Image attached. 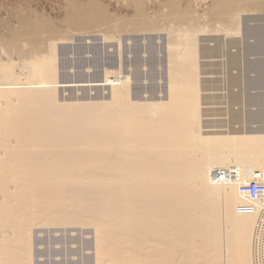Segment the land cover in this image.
<instances>
[{
	"label": "bare ground",
	"instance_id": "1",
	"mask_svg": "<svg viewBox=\"0 0 264 264\" xmlns=\"http://www.w3.org/2000/svg\"><path fill=\"white\" fill-rule=\"evenodd\" d=\"M160 1L153 14L143 0H131L133 12L120 14L100 0H65L58 24L31 11L0 35V264H32L37 226L91 227L94 264H254L258 210L236 185L215 184L212 177L231 164L244 181L254 172L264 175V130L212 128L218 135L198 124L196 32L237 37L225 42L256 57L241 71L254 73L250 85L261 87L264 26L258 22L264 16L253 14H264V0H212L201 16L189 3ZM149 33L166 46V96L136 101L142 98L134 95L133 70L119 65L104 70L102 100L61 101L59 44L98 36L121 47ZM230 55L228 63L237 67ZM238 74L230 75L229 86L243 85ZM249 96L248 103L264 106V95ZM241 114L228 117L240 122ZM246 118L264 119V109ZM214 189L223 192V204Z\"/></svg>",
	"mask_w": 264,
	"mask_h": 264
},
{
	"label": "rangeland",
	"instance_id": "2",
	"mask_svg": "<svg viewBox=\"0 0 264 264\" xmlns=\"http://www.w3.org/2000/svg\"><path fill=\"white\" fill-rule=\"evenodd\" d=\"M77 1H85V0H77ZM100 1L106 4L111 12L117 13L119 11L118 13L120 14H128V13L131 14L133 12V9L131 8L132 5L131 0H100ZM143 1H145L144 3L147 4L145 5V9L147 8L146 11L149 14H153L155 10L157 11L158 9H160V4H159L161 2L160 0H143ZM179 1L181 5H186V3H189L193 11H196L195 13L201 16L204 15L205 9L207 10L212 0H193V1L179 0ZM65 3H66L65 0H0V33H1L0 35L6 34L7 24L8 25L19 24L30 14L31 11H34L38 14H44V15L47 14L46 16L48 18H50L54 23L58 24L59 19L64 14ZM245 14L246 15L243 14L242 17L252 16V14H247V13ZM253 16H264V14L258 13V14H253ZM260 21L261 23L258 22V24L264 26V19ZM207 31L208 30H204V31L202 30L201 32L199 31L196 32L197 33L196 43H198L197 46L199 48V49L197 48L198 62H196V70L200 68L198 69L199 71H196L198 73L196 74L199 79L197 80L198 95L200 94L199 95L200 101L201 103L203 102L201 104L202 106L201 109L203 108V110H201V118H200L201 120L198 124L201 125L203 130L204 129L207 130L208 128V130H211V132L213 133H217L218 130L219 133H222V131L223 133H225V131L227 130V131H232L234 133L238 132L237 134H241V132L247 133L252 130H259V129L264 130V125H262L264 123V119H257L259 120L258 122L260 125L254 126V128L253 127L249 128L247 126V122H252V121L256 122L257 120L255 121L251 119L248 121V118H246L247 114L254 112L256 108L261 107V105L259 104L255 107L256 104L253 105L252 103H248L247 97L249 95L255 96L257 94L260 95V93H264V85L261 87H258L255 84L250 85V82L255 80L256 77L254 76V73L248 71H247L248 74L245 73L246 70L243 67L246 62L253 61L255 60L254 58L256 57L250 56L248 54L242 55L243 52L239 46L233 47V45H231L233 48L231 49L230 48L231 46L229 47L230 44L229 43L227 44L225 42V40H227L228 42L230 39L233 40V38L238 39L237 37L234 36L231 37L232 35L230 36L227 34L228 35L227 36L226 34H222L223 31L218 32L219 34L221 32L220 35L217 33V31H211V33H209L210 30L209 32ZM212 32L214 34H212ZM145 36L146 37L144 38L133 37L131 40L125 39L124 40L125 43L123 42L121 47H119V45H117L116 43L113 44L104 43L101 40H99L98 36L97 37L91 36L90 38H87L86 36L77 37V41L72 44H67V43L59 44L60 60L58 62L59 63V70H58L59 94L58 95L61 98V101L102 100L103 97H105L108 93V87L106 88V86L102 85L105 74L104 70L108 68L109 70L111 69L113 70L114 68L115 69L118 68L119 65H122L125 68L124 69L125 72L127 71L129 72L133 70L132 83L133 85L135 84L133 87L134 95L138 98H142V99H137L136 101H144L145 98H146L145 100L149 98L150 100L148 99V101H152V99L154 100L159 99V96L160 98L166 96L165 95L167 94L166 93L167 72L165 70L166 46H164L162 38H159L158 35H156L155 33H149ZM209 37L210 40H208ZM204 38L205 39L208 38V39L205 40ZM128 43L130 44L129 46L127 45ZM215 43L217 45L219 43V45L217 46L215 45ZM204 45L206 46V48H203L205 47ZM224 46L225 48L228 47V49H225ZM201 47L203 48V50ZM120 48L122 49V52ZM205 49L209 51L206 52ZM237 49L239 50V52ZM237 52L238 55L236 56ZM209 53L211 55H209ZM230 54H232L234 60L236 59L237 67L232 66L230 62L228 63L229 60L227 58L231 56ZM1 55L2 56H0V61H1L0 63L5 62L4 54L1 53ZM224 55L226 58L224 57ZM243 56H245V59L243 58ZM245 60L246 62L243 64ZM261 60L262 61L264 60V56H262ZM120 62L121 64H119ZM229 65H230V69H228ZM238 66H240V68H238ZM241 67L243 70L241 69ZM237 68L240 70L241 73L239 72H238L239 74L237 73ZM241 70L242 71L245 70L244 72L245 74H243ZM229 71H231L232 73H230ZM235 73L243 76V79L244 78L246 79L247 83H249L250 85L248 86L249 89H247L244 86L245 79L243 80V85L240 84V86L242 87H240L239 85L238 86L228 85L227 83L228 78L231 76L233 77V75L235 76L236 75ZM252 75L253 77H251ZM224 77L226 79H224ZM248 79H250L251 81ZM254 92L257 94H255ZM228 93L231 94L237 93L239 94L240 99L238 101L237 100L235 101L230 98L231 95ZM251 93L254 95H252ZM244 103L245 104L248 103V104L245 105ZM252 108L255 110H253ZM261 109H264V107L263 108L261 107ZM236 110L240 111L242 113L241 118H244L242 119V121H240L241 123L237 120H234L235 123H233V121H231L232 119L230 120L229 119L230 117H228L230 116V112H234ZM242 110H244L245 112ZM202 113H204V115ZM202 118H205V121L204 119L202 120ZM241 118L239 120H241ZM229 120L231 121V123ZM242 126L244 127L242 128ZM212 128L213 129L216 128L217 131L216 130L212 131L213 130ZM233 129L235 130L233 131ZM243 129H246L245 132ZM194 140L195 139L191 137L190 141L194 142ZM220 158H226L229 160V158L225 155L220 156ZM214 196L215 198H217L220 204H223L224 201L223 192H219V190H215ZM93 235L94 234L91 227H82V226H78V227L39 226L38 227L37 226V228L32 229L30 236L32 237L31 238V243H32L31 251L33 252L32 264H94L95 261L93 259L95 258L94 257L95 251L93 250L94 249Z\"/></svg>",
	"mask_w": 264,
	"mask_h": 264
},
{
	"label": "built area",
	"instance_id": "3",
	"mask_svg": "<svg viewBox=\"0 0 264 264\" xmlns=\"http://www.w3.org/2000/svg\"><path fill=\"white\" fill-rule=\"evenodd\" d=\"M212 182L236 185L240 197L252 203L258 210L252 233L251 254L254 264H264V175L254 172L244 181L241 170L231 164L214 171Z\"/></svg>",
	"mask_w": 264,
	"mask_h": 264
},
{
	"label": "water",
	"instance_id": "4",
	"mask_svg": "<svg viewBox=\"0 0 264 264\" xmlns=\"http://www.w3.org/2000/svg\"><path fill=\"white\" fill-rule=\"evenodd\" d=\"M260 94H262V95H264V93H260ZM251 100H252V97H251V99H250V96H248V101H250L251 102ZM253 102V101H252ZM263 102V101H262ZM261 107H264L263 106V104L261 105ZM257 125H259L257 122H247V126L249 127V128H254V126H257Z\"/></svg>",
	"mask_w": 264,
	"mask_h": 264
}]
</instances>
